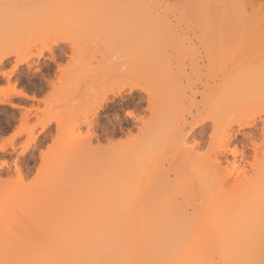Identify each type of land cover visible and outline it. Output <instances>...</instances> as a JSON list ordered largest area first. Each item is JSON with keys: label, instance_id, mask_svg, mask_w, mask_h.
Returning <instances> with one entry per match:
<instances>
[{"label": "rangeland", "instance_id": "1", "mask_svg": "<svg viewBox=\"0 0 264 264\" xmlns=\"http://www.w3.org/2000/svg\"><path fill=\"white\" fill-rule=\"evenodd\" d=\"M59 39L68 43L53 48ZM257 39H264V0H0V57L12 53L0 66V264L54 245L65 247L63 263L76 264V247L90 248L89 235L105 260L96 237L105 239L113 219L124 224L114 229L123 240L113 252L118 264H150L151 257L152 264H220L216 241L225 244L199 210L202 173L181 160L171 123L190 122L198 109L219 115L217 131L211 123L192 136L189 127L183 131L185 144L199 145L203 157L222 128L245 133L251 119L263 118L264 48L253 46ZM234 41L248 44L232 47ZM117 53L139 71L141 87L158 84L151 90L166 101L158 116L143 93L110 95L125 82L112 63ZM142 125L156 133L152 141L141 140ZM242 229L229 230L241 239ZM183 234L188 242H180ZM256 235L253 243L262 239Z\"/></svg>", "mask_w": 264, "mask_h": 264}, {"label": "bare ground", "instance_id": "2", "mask_svg": "<svg viewBox=\"0 0 264 264\" xmlns=\"http://www.w3.org/2000/svg\"><path fill=\"white\" fill-rule=\"evenodd\" d=\"M59 40H61V41H59V42L57 41L53 44V48L58 47L59 45H65L66 43H68V40H66V39H59ZM246 44H248V43L247 42H241V41H234L230 45L232 47H238V46H242V45H246ZM252 44L255 47H260V48L263 47L264 48V39H257L255 41H253ZM53 48H49V51L52 52ZM0 50H2V49H0ZM11 55H12V53L9 51L4 53L0 57V66ZM134 62H135V58H134ZM23 63H26L25 59H20L18 61L19 65L23 64ZM128 65H129V70L125 73L124 84L122 86H120L119 88L112 89L110 91V93H111L110 95H112L113 97H116V95H118L120 97L122 94V91L123 90L125 91V89L128 90V94L130 97H139L140 94H138L136 92L143 93L147 97V101L149 104L148 110H149L150 114L154 117L158 116L161 112H163L165 110V105H166V101L164 99H162L161 97H159L155 93L154 90H151L152 86L155 87L158 84L157 85L150 84L151 87L149 86L148 89L141 87L140 86L141 76L139 74V71L138 72L137 71H131V68L133 66L130 64H128ZM221 80L223 81L224 78H221ZM233 91L236 92L235 89ZM231 96H232V94H231ZM231 96L229 95L228 98H226V100H228V99L230 100ZM108 102L109 101H107V103ZM104 103H106V99H105V101H103V104ZM171 108H172V104H171ZM102 109H103L102 104L98 105L97 110L94 113V116L98 117V115L100 114V111ZM198 110H197V114L195 116L191 117L190 122H188L185 119L180 120V121H176V122H172L171 123V135L170 136H171V142H175V144L179 145V147H176V148H177V151H179V153H180L179 156H181L183 158L181 160H184L185 162L191 163V165H193L197 171L202 173V180H203L202 185H203V187H201L199 189L198 199H199L200 203L198 201H197V203L200 204L199 210H201V206H202L201 212L204 211L203 212L204 217L203 216L202 217H203V221L206 218V220H205L206 222L204 221L205 225L208 227H211L214 231L217 230V231H219V233H221V234H219L216 231L214 232V235H216V233H218V236H215L216 239H219L221 241L220 238H222L221 242L222 243L224 242L223 245L225 244L224 246H222V244L219 243L220 244L219 245L216 241V245L218 247L217 251H219L217 254H219L218 255L219 259L221 258L219 260V263L222 264V262H223V264H225L224 262H226V264H264V257L262 255V254H264L262 252V250L264 249V240H263L264 239V117L263 118L258 117V119L253 118L243 127H242V125H240L242 127L241 129H243V128L246 129L245 133L241 132L240 129L237 131H234L231 126H227L225 128H222L221 133H220L219 142L217 143V145L212 147L208 151V153H206V155H204L203 157H198L199 155L197 153V150H198L197 147L199 145L188 147L185 144V141H186L185 135L189 134V136H192L195 133L196 129H198L199 127H202V126L204 127L208 123H211V125H212L211 127H212L213 131H217L219 129V125L221 123V119H220L219 115H217L213 111L212 108H210L209 111L206 113L203 110L205 113V115H203V116L200 115V111L198 112ZM207 110H208V108H207ZM137 124L139 125L140 122H137ZM186 127H189L190 131L187 132L186 134H183V131L186 129ZM138 131H139V135L141 136V140L144 141V143L152 141L154 138V135L156 134L150 127H148L146 125H142L141 127H138ZM241 140L243 141L242 144H234L235 141H241ZM158 143H160V142H158ZM238 148H242V149H238ZM3 149H4L3 146H0V151H3ZM179 156L175 154V158H173V160L176 161V159H177L176 157L179 158ZM152 162H153V160L149 161V163H151V164H152ZM208 174H211V177H212L211 179L208 178ZM48 215H51V214H48ZM205 215H206V217H205ZM188 219L189 218H187L186 220H188ZM113 220L109 221V224L106 227V231L104 230V233L105 234L107 233V235L105 237L103 236L105 239L102 240L101 237L99 239L96 237V240H98L99 244H101V248L104 246L102 249L101 248L100 249L102 251L107 249L108 255L106 256V258L107 257H110V258H107V259L105 258V260H104L103 256H102V255H104V253L100 254V250L98 249L100 245L96 246V244H93V242H95V240H92L93 238H91L90 235L88 237L86 234L85 236L88 237V241L90 243V245H89L90 248L86 249L85 246L82 247V243H81V246L79 245L76 247V248H78L77 253L79 255L77 257L78 260H77L76 264H114L117 262L115 260L114 256H115V253H117L116 249H118L119 245H121L123 243L122 242L123 240L121 238L122 235L119 234V232H117L118 230L116 231L114 229L117 227H120L119 224L121 226H123L124 224H123V222L122 223L117 222V220H119V219H117V220L115 219L114 222H113ZM121 220H119V221H121ZM206 223H208V224H206ZM129 224H127L128 227L130 226ZM165 225H166V223H165ZM163 228H164V226H163ZM231 228H236V229L244 228L246 233H244V231H243V233L245 234L246 237L243 235L244 238L243 237L242 238L247 242L244 243L245 241L241 238L243 240L242 241L240 239V236L238 237V235L235 234L236 230L235 231H233L234 229L229 230ZM108 229H109V231H108ZM227 229H228V231H231L229 234L230 238H228V236L225 237L229 233L228 231H226ZM247 229L253 234L257 233V235L255 237H257V238L262 237V239H257V240H255L256 243H253L251 233ZM111 230H112V233H111ZM152 230H154V229L151 228V232L149 234L150 236H151V233H154V232H152ZM166 230L167 229L165 227V231ZM221 230H224L227 233H225L224 231H221ZM131 231L132 230H128V232H130V234H132ZM177 231H180V230H177ZM223 232L225 233V235L223 234ZM104 233H99L98 235H102V234L105 235ZM148 233L149 232H147L146 235ZM232 233L237 238H239L241 240V242L244 243V245L240 241H237L239 239H237ZM260 233H261V236H259ZM115 234H116V236H115ZM130 234H127V236L128 235L130 236ZM175 234H177V233H175ZM110 235H111V237H110ZM120 235H121V237H120ZM221 235H224V236H221ZM82 236H84V235H82ZM150 236H149V240H150V238H153L152 237L153 234L151 237ZM158 236L161 237V236H163V234L161 233V235H158ZM202 236H204V235H202ZM134 237H135V235H134ZM154 237H156V236L154 235ZM231 237H232V239H231ZM233 237H235L236 239ZM249 237H251V238H249ZM147 238H148V235H147ZM172 238H174V236ZM199 238H200L199 242L201 244V242H202L201 237H199ZM247 238H248V240H246ZM84 239H85V237H82L81 240H84ZM181 239L182 238H180V242H182V241L188 242V240H184L185 235H184L183 239L182 240ZM234 239H235V241H234ZM249 239L251 240V243H250ZM254 239H256V238H254ZM119 240H120V242H119ZM154 240L156 241V238ZM161 240H162V238H161ZM172 241H175V240L173 239ZM205 241L206 242H204V243L206 245L207 242H209L210 240H205ZM231 241L235 245V247H234L235 252L230 247V246H233V243H230ZM98 242H97V244H98ZM225 242H227V243H225ZM238 242H240V243H238ZM113 243H116L115 246L114 245L112 246ZM154 243L155 242H153V244ZM177 243L178 242H176V246L178 245ZM108 244H110V245H108ZM167 244L165 245L166 248H167ZM183 244H185V243H183ZM252 244H253V246H252ZM254 244H259L258 245L259 248L261 246L259 253L257 252L258 251L257 249H259V248L254 250V248H256V247H254ZM174 245H175V243L173 244V246ZM247 245H249L248 248L251 246L253 248H249V250H248ZM56 246L57 245L51 246L54 248L53 250L58 249L56 252L55 251L53 252V250H50V251L47 250L48 252H52V253H48L49 256H46V255H48L46 253L47 251H45V252L42 251V255H39L36 257L35 256L34 257L33 256L32 257H30V256L29 257H23V259L20 262H18L17 264H67V263H63V261H62L63 260L62 256H64L62 251L65 247L61 250L60 248H58V246L57 247ZM149 246H151V244H149ZM176 246H174V248ZM180 246L181 245H179V247H178L179 250H181L180 248H182ZM237 246H239L238 250H240V248H241L242 252L241 251L239 252L237 250ZM242 247H244L245 253H244V250ZM224 248H225V251L222 250ZM113 249H115V250H113ZM178 249H176L175 251H177L179 253L180 251ZM3 250H4V247H2L1 251H3ZM85 250H86V252H88V254L86 252H84ZM80 251H82V252H80ZM109 251H110V253H109ZM163 251H165V249ZM231 251H233V252L230 253ZM236 251H238V253H236ZM250 251H251V253H250ZM113 252H115V253H113ZM177 252H176L177 258H179L180 255L178 257ZM260 252H262L261 255H260ZM158 253H157V255H158ZM253 253H255V255H257V257H259V258L255 259L256 256ZM39 254H41V253L39 252ZM85 254H87V255H85ZM137 254H140V253L136 252V255ZM241 254H243V255L240 256ZM152 255L153 254H151V256ZM160 255L158 256L159 258L163 256V253H162V256H160ZM138 256L139 255H137V257ZM141 256H143V255H141ZM149 256H150L149 254L148 255L145 254L146 258H148ZM182 256L184 258L186 257L185 259H191L192 258L190 255H188L189 258L187 257V255H182ZM248 256H250V257H248ZM59 257H60V259H59ZM156 257L157 256H155V258ZM151 258H148V259H150L152 261V263H154L153 262L154 257H153V259H151ZM251 258H253V259H251ZM148 259H146V260L143 259V260H145V263H146ZM179 259H177V260L179 261ZM185 259H183L182 261H185ZM226 259L228 261H224ZM60 260H61V262H60ZM110 260H112L111 261L112 263H110ZM125 260H129L128 262H130V259H125ZM150 260H149V262H150ZM202 260H204V259H202ZM178 261H176V263ZM120 262H122V260ZM120 262H119V264H121ZM128 262L125 261L126 264H128ZM185 262H188V264H193L192 262L189 263L188 260H186ZM134 263H136V262H133V264ZM152 263H150V264H152ZM205 263H207V262H205ZM12 264H15V263H12ZM116 264H118V262ZM122 264H124V263H122ZM177 264H179V263H177ZM200 264H202V263H200Z\"/></svg>", "mask_w": 264, "mask_h": 264}, {"label": "clouds", "instance_id": "3", "mask_svg": "<svg viewBox=\"0 0 264 264\" xmlns=\"http://www.w3.org/2000/svg\"><path fill=\"white\" fill-rule=\"evenodd\" d=\"M112 63L118 65L120 73H126L129 70V65L126 59L119 53L115 54L112 58ZM208 178L211 179V174H208Z\"/></svg>", "mask_w": 264, "mask_h": 264}]
</instances>
